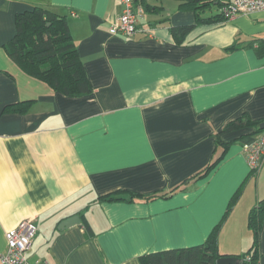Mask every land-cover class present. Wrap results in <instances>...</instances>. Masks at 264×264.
I'll return each instance as SVG.
<instances>
[{"label":"crops","instance_id":"0c3cea01","mask_svg":"<svg viewBox=\"0 0 264 264\" xmlns=\"http://www.w3.org/2000/svg\"><path fill=\"white\" fill-rule=\"evenodd\" d=\"M133 1L143 14L126 36L109 31L117 0H0V254L5 231L24 219L37 227L27 259L32 249L39 257L29 262L140 264L144 254L204 243L221 221L219 252H245L236 219L264 198V160L253 171L242 150L264 134V8L197 23L177 41L171 29L193 24V11ZM34 6L66 16L91 92L65 96L8 55L16 15ZM27 100L25 112L13 109ZM242 117L259 125L218 134ZM178 186L168 197L98 199ZM75 214L79 223L58 229ZM259 254L264 264V220Z\"/></svg>","mask_w":264,"mask_h":264},{"label":"trees","instance_id":"16d2710c","mask_svg":"<svg viewBox=\"0 0 264 264\" xmlns=\"http://www.w3.org/2000/svg\"><path fill=\"white\" fill-rule=\"evenodd\" d=\"M180 9H188L194 13V23L172 28L176 35V40L181 41L185 34L197 23H216L226 20L221 8L231 0H177ZM146 9L147 5H143ZM216 8L213 14H205V11ZM232 44L229 49L235 48ZM10 58L17 63L25 72L34 76L53 90L65 96L77 97L92 91V87L87 78L83 63L78 55L70 34L67 18L52 12L42 6H34L30 10H25L16 15V33L8 45L5 47ZM30 104V100L22 101L13 106V109L25 112ZM259 123L249 121L247 118H237L222 129L218 134L232 130H239L248 126L256 127ZM259 130V128H256ZM216 135L217 142H222L219 135ZM226 145L227 143H221ZM221 156V155H220ZM220 158V157H219ZM206 166L191 178L205 176L208 171L218 161ZM186 179L181 184H185ZM168 192H154L150 195H142L128 191H114L98 197L99 200L116 201L132 200L134 197H144L146 199L157 196L168 197L176 189ZM239 192L230 200L228 209L237 202ZM226 215H224L225 218ZM86 229L89 225L85 218L81 216ZM223 220V219H222ZM264 220V198L259 199L247 216V226L252 233V241L249 248L236 256L239 258L237 264H259V236ZM222 221L218 223L210 232L204 243L188 248L167 249L158 252L148 253L139 257L140 264H217L216 260L223 256L218 250V236Z\"/></svg>","mask_w":264,"mask_h":264},{"label":"built area","instance_id":"2783aa9c","mask_svg":"<svg viewBox=\"0 0 264 264\" xmlns=\"http://www.w3.org/2000/svg\"><path fill=\"white\" fill-rule=\"evenodd\" d=\"M121 5L120 13L111 20L109 31L112 34L122 33L126 36L138 31L137 21L143 14L141 4L133 0H117ZM264 8V0H231L227 2L221 11L227 17L239 12L255 11ZM248 166L253 171H258L264 160V134L255 142L243 146ZM37 232V227L31 219H24L16 226L5 231L6 250L0 254V264H48L45 260L29 262L27 251Z\"/></svg>","mask_w":264,"mask_h":264},{"label":"rangeland","instance_id":"374dc122","mask_svg":"<svg viewBox=\"0 0 264 264\" xmlns=\"http://www.w3.org/2000/svg\"><path fill=\"white\" fill-rule=\"evenodd\" d=\"M216 12V8L212 7L211 10H207L205 11V14L209 15V14H213ZM241 220V221H240ZM247 221V217L245 215H243V217H240L238 219H236V226L241 224V226L243 227V231H247L249 233V235L251 236V230L249 228H247V225H246V222ZM239 222V223H238ZM237 226V228L235 229V233L236 235L238 234V236L240 237V243L236 246V250H239L238 252L241 253L243 251H246L247 248L250 246L251 244V237L250 239L248 240L247 244H245V238H246V235H243L241 232H242V229ZM222 241H223V244L226 245L228 242L231 241V238H226V237H222ZM226 246H221L220 247V250L221 251H224L226 250ZM241 250V251H240ZM34 257H39V254L37 251H35L34 249H32L29 253H28V259L29 260H32V259H35Z\"/></svg>","mask_w":264,"mask_h":264},{"label":"water","instance_id":"95a60500","mask_svg":"<svg viewBox=\"0 0 264 264\" xmlns=\"http://www.w3.org/2000/svg\"><path fill=\"white\" fill-rule=\"evenodd\" d=\"M260 128L264 129V122L260 124ZM80 222L79 215H72L64 220H62L58 224V229L68 228L74 224ZM239 262V258L237 256H221L216 260L217 264H237Z\"/></svg>","mask_w":264,"mask_h":264}]
</instances>
